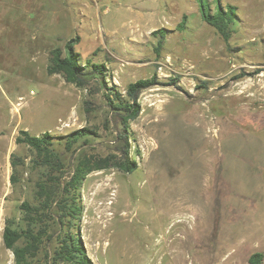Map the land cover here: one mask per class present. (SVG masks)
<instances>
[{"label": "rangeland", "instance_id": "1", "mask_svg": "<svg viewBox=\"0 0 264 264\" xmlns=\"http://www.w3.org/2000/svg\"><path fill=\"white\" fill-rule=\"evenodd\" d=\"M221 4L237 9L228 42L196 0H0V264H16L7 226L32 247L25 264H65L68 233L94 264H170V245L185 260L172 264L264 255V0ZM71 40L106 67L83 87L47 71ZM146 79L158 85L127 128L114 94ZM21 131L53 135V154Z\"/></svg>", "mask_w": 264, "mask_h": 264}, {"label": "trees", "instance_id": "2", "mask_svg": "<svg viewBox=\"0 0 264 264\" xmlns=\"http://www.w3.org/2000/svg\"><path fill=\"white\" fill-rule=\"evenodd\" d=\"M196 1L199 5L202 20L209 26L213 27L224 39V41L228 42L234 33L231 26L237 20L236 7L231 5L223 7L221 4L222 0ZM213 4L215 5L214 11L212 9ZM74 42V40L69 41L66 44L65 50L57 48L51 51L47 71L50 75H62L67 83L74 84L77 87H83L86 84V78L88 76L86 68L89 65L93 72L99 75H104L106 67L103 64L97 65L86 63L83 65L80 62L79 55L73 49ZM157 85L158 83L156 79L140 80L130 84L127 89V102L122 100V97L119 94H114L117 105L112 103L113 106L128 114L123 117V121L127 128H129V122L135 121L140 115L141 107L138 102L140 94L143 91L151 89ZM88 133L89 130L87 129L78 130L70 135V140L75 137V141L79 137L85 136ZM55 140L56 138L48 132L41 136H33L27 131H21L19 137L16 139V142L17 144L27 145L39 154L51 155L53 154L52 147ZM136 168V163H130V165L127 164L123 170L132 172ZM75 181L77 182V180ZM74 185H77V183L74 182ZM75 204L76 202L74 201L67 214L71 220H76L77 216L81 212L80 207ZM24 207L29 209L28 205H24ZM24 234L25 233L12 229L9 226H7L4 231L3 241L5 247L13 250L16 264L27 263V257L30 254L29 252L32 250V247H26L24 249L17 248V244L24 238ZM31 237L35 239L33 236ZM61 242L62 245L57 253L60 261H63L65 264H94L92 259L88 256L83 241L78 235L68 233L64 236ZM263 260V254H254L250 257L249 261L251 264H262Z\"/></svg>", "mask_w": 264, "mask_h": 264}, {"label": "bare ground", "instance_id": "3", "mask_svg": "<svg viewBox=\"0 0 264 264\" xmlns=\"http://www.w3.org/2000/svg\"><path fill=\"white\" fill-rule=\"evenodd\" d=\"M177 214H178L180 217H182V218L184 219V221H182V224H183V223L188 224V221H189V220H188V218H189V217H188V214H186L185 212H182V211L178 212ZM177 214H176V215H177ZM174 227H175V226H174ZM186 227H187V226H186ZM172 230H173V229H171V230L169 231V233H168L166 236H164V239H165L166 241H168L169 239H171V238L173 237V235L176 234V233L178 232L177 230H175V231H177V232H175V231L172 232ZM177 236H178V234H177ZM169 248H170V249H169L170 252L172 253L171 256L173 257V259L171 260L172 263L175 261L176 258L179 259V260H178L179 262L185 261V260H182V258L180 257V254H181V253L177 251L178 246H176V245H175V246H171V245H170ZM162 250H163V249H162ZM164 250H165V249H164ZM166 256L168 257V255H163L164 258H165ZM167 259H168V258H167ZM183 259H184V258H183ZM172 263H170V264H172ZM167 264H169V263H167Z\"/></svg>", "mask_w": 264, "mask_h": 264}]
</instances>
